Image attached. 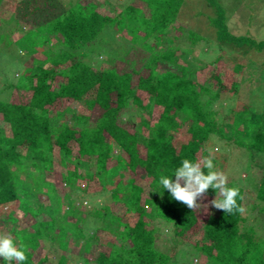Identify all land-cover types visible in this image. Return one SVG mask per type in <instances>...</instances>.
Instances as JSON below:
<instances>
[{
    "label": "trees",
    "instance_id": "obj_1",
    "mask_svg": "<svg viewBox=\"0 0 264 264\" xmlns=\"http://www.w3.org/2000/svg\"><path fill=\"white\" fill-rule=\"evenodd\" d=\"M203 1L212 11L207 21L214 29L217 43L264 50V39L257 40L229 31L225 9L218 0ZM186 3V0H129L118 14L110 17L97 10V1L75 2L60 16L56 12L53 15L50 8L43 9L51 17L32 21L35 27L27 32L25 40H20L26 32L23 33L22 21L17 16H13L12 23L7 26L9 34L0 33V51L2 44L13 43L11 36L18 33L19 50L27 57L22 61L24 71L20 80L11 82L5 79L8 81L0 89V208L5 207L11 213L16 206L27 205L26 201L30 199L35 204L39 203L36 195L40 193L54 196L57 205L52 208L49 221L39 222L42 229H36V236L60 245L67 241L66 234L70 228H74L75 242L81 243L76 255L82 264H93V261L94 264H175L174 248L166 253L156 246L158 229L153 223L155 219L168 224L176 238H182L190 231L192 235L188 243L200 251L209 264H264V248L256 231L260 226L249 223L248 216L240 212L226 214L213 208L200 223L197 217L199 210L192 212L187 206L172 200L168 191H163L159 185V177L170 176L184 159L196 161L206 156L204 143L213 136L238 145L247 144L264 156V123L260 130L256 121L250 127L233 123L229 133L224 134L220 129L221 123L215 118L216 113L208 108L209 102L221 93H236V88L224 80L231 72H240L243 63L236 59L227 62L229 58L215 56L198 68L197 72L204 78L200 82L192 68L181 65L176 71L167 66L184 55L178 46L173 45L180 35L172 33V30L181 28L175 23ZM124 14L131 16L128 18ZM117 20L132 23H129L127 32L121 33L123 38L148 47V54L143 56L146 52L142 53V69H137L135 62L130 63L126 59L129 69L123 72L121 81L118 71L124 61H100L95 66L89 62L94 51L85 50V46L94 43L98 36H106L104 28L108 24L109 27L114 26ZM169 22L173 23L169 25ZM182 31L192 43L202 37L188 28L183 27ZM152 39L157 44L162 43L163 48L152 49L149 46ZM94 55L98 57L102 53ZM158 61L163 65L151 67ZM134 75L136 81L133 85ZM57 77L59 80L55 83ZM140 92L146 94L147 104L143 105ZM6 93V97L3 96ZM129 99L130 105L137 109L151 113L155 109L152 116L155 121L146 124L145 134L138 130L131 133L124 123L119 122V114L129 106ZM72 106L74 110L70 109ZM70 110L74 118H81L82 123L72 125L66 122L64 114ZM52 120L55 127L51 126ZM1 128L6 132L1 133ZM178 133L188 137L175 145L173 141L177 140ZM139 146L144 149L143 156L138 154ZM55 149L60 159L72 158L86 165L80 172L74 165L71 171L60 172L66 188L60 197L66 207L62 216L58 213L62 205L59 196L55 195L56 187L42 178L45 168L52 164L48 156ZM137 168L141 172L138 176ZM90 173H98L97 185L110 187L111 193L114 192L112 198L125 207L121 216L112 215L109 222L106 220L107 223L118 222L115 231L110 224L98 227V230H110L116 238V245L111 244L107 252L98 251L93 261L88 256L92 252L94 233H83L80 227L83 225L78 219L71 223L67 221L72 211L71 190H83V187L76 188V182L79 179L87 181ZM126 175L128 179L124 182L122 179ZM239 191L242 197L240 188ZM254 197L262 202L259 209L254 205L248 208L243 198L238 197L237 202L245 210H256L262 217L264 166ZM148 206L153 207V214L149 216L145 212ZM28 210L31 211L30 208ZM134 211L138 218L132 222ZM92 212V219L104 220L101 210ZM28 228L14 222L8 233L14 243L18 241L26 249L28 260L25 264L46 263L48 255H43L40 260L34 259L35 250L29 244L39 239L27 237ZM197 235L202 238L197 239ZM69 259L61 253L55 260L49 258L48 261L51 264H75ZM0 264H5L3 259Z\"/></svg>",
    "mask_w": 264,
    "mask_h": 264
},
{
    "label": "rangeland",
    "instance_id": "obj_2",
    "mask_svg": "<svg viewBox=\"0 0 264 264\" xmlns=\"http://www.w3.org/2000/svg\"><path fill=\"white\" fill-rule=\"evenodd\" d=\"M90 1H93L98 4V11L102 14L108 16H114L120 12L125 4L129 3V0H1L0 1V33H8V24H11L12 17L17 16L20 18L22 23L23 34L22 39L19 38L18 33L13 34L11 37L14 40L13 43L9 45L2 44V51H0V89L4 87L6 81L17 82L22 77L24 68L22 66V61L24 58H27L18 47L17 39L25 40L27 32L34 28L32 21L49 18L51 14L43 12V9H52L53 15L57 13L58 16L66 13V9L69 5L77 2L80 4H86ZM186 5L180 11L175 25L178 27L181 25V28L172 30V33L180 35L176 39L173 45L178 46L179 52H183L184 55L177 59L176 62H169L167 66L173 70L178 71L181 65L188 68L196 70V80L202 81L204 78L200 72H197L199 67H202L208 64L215 56H222L223 58H229L227 62H233L236 59L238 62L243 63V67L240 72H231L227 78L224 80L227 84H232L236 88V93L232 94L230 92H223L219 95L218 98H210L208 108L213 110L216 113L215 118L221 123L220 129L224 134L229 133L230 127L233 123H238L241 126L250 127L253 125L254 121L257 123V129L260 130L264 123V50L256 51L249 48L247 45H242L240 47L235 46L231 43H217L215 41V32L213 27H211L207 21V16H212L211 9L205 5L203 0H186ZM222 7L225 9L226 23L228 29L233 34H246L250 37L256 38L257 40L264 39V0H218ZM64 10V11H63ZM46 11V10H44ZM56 12V13H55ZM201 12V14H199ZM125 15V14H124ZM46 16V17H44ZM125 16H131L126 14ZM120 18V15L118 16ZM115 22L114 26L109 27L107 25L104 30H106V36H98L97 39L91 43H88L85 46V50L89 49L90 51L100 52L102 55L96 56L93 54L89 57V62L93 65L98 66L100 61H106V63L127 61L130 63L135 62L137 69H142V55L146 56L148 53V47H142L137 43L129 41L128 38H123V31L127 32L131 21ZM25 23V24H23ZM169 22L168 24H172ZM134 24V22H133ZM168 25V26H169ZM188 28L202 36L198 41L192 43L187 39L185 31H182V28ZM18 28V27H17ZM103 30V31H104ZM101 32V34L103 33ZM110 33V34H109ZM122 33V34H121ZM11 37H8L10 40ZM206 37V38H204ZM100 39V40H99ZM2 41H4L2 39ZM20 41V42H21ZM98 41V42H97ZM97 42V43H96ZM149 46H152V49H162V43L157 44L153 39L149 41ZM24 48V47H22ZM55 48H58L55 47ZM53 48V50L55 49ZM42 49V48H41ZM92 49V50H91ZM95 49V50H94ZM57 50V49H56ZM146 52V53H143ZM106 52V53H104ZM143 53V54H142ZM22 54V55H21ZM104 54L107 56L105 57ZM128 61V62H129ZM160 63V64H159ZM163 62L158 61V63L151 64V67L159 68L162 66ZM129 66L127 62L123 63L118 71L119 80H122L123 72L128 70ZM144 72V71H143ZM136 76L134 75L132 84H135ZM188 78V77H187ZM8 79V80H5ZM59 78H56V82ZM2 94H0L1 96ZM7 93L3 96L6 97ZM139 97L142 99L143 105L147 104L146 94L140 92ZM206 97H204L205 99ZM119 114V122L125 125L129 132L133 133L138 130L140 133H147L146 124L148 122H154L155 119V109L154 111H144L135 108L130 105ZM64 104L68 102L64 101ZM241 105V107H240ZM71 106V105H70ZM69 106V107H70ZM240 107V108H239ZM75 107H71V110H74ZM70 113L64 114V119L68 124H80L82 123L81 118L72 116V111ZM71 122L69 123V121ZM1 126V123H0ZM51 126L55 127V121H51ZM2 129V128H1ZM6 130L2 129L1 133H5ZM187 135L176 134V139L173 143L180 144L187 139ZM248 143V142H246ZM204 149L209 155L211 151L214 156L213 164L215 170L222 171L228 176V185L232 187L240 188L243 192L242 198L246 202L248 208H251L252 205L255 206V209H259L262 202L257 201L254 195L258 188V183L262 176L263 166H264V156L260 152H256L255 149L246 145L234 144L232 141L226 142L225 140L213 136L204 143ZM55 149L48 158L52 161V164L49 165L46 170L43 171L42 178L50 183L52 186L56 187L57 192L55 195L62 197L66 188L62 179L60 178V172H65L66 170L71 171L74 166L79 168V172L85 169V163L81 161H73L71 159H66V161L59 158ZM138 154L143 156L144 149L139 146ZM74 165V166H73ZM30 168L28 172H30ZM136 175L140 174V169H136ZM98 173L94 175L92 173L88 174L86 179L90 181L88 184L85 183V180H77L76 188H82L83 190H71L72 196V211L69 219L67 221L75 222L76 219L79 220L80 225L82 224L83 233L92 234L94 233V239L92 240V252L88 256L90 261L94 260L96 253L98 251L107 252L110 249L111 244L116 245V238L114 235H111L107 228L104 230H98V227L108 226L114 229L117 225V221L107 223V219L111 216H121V212L124 210L123 203L119 202L117 199L112 198L110 187L101 188L97 185L96 177ZM127 176V175H126ZM135 175H129L132 178ZM142 176V174H141ZM125 177V176H124ZM128 179V176L122 180L125 182ZM113 186V185H112ZM25 187V185H24ZM85 188V189H84ZM82 191V192H81ZM211 192L207 193V196L202 204H208V202L215 197V191L210 190ZM61 199V198H60ZM36 200L39 203H34L30 199L27 205H18L13 211L9 213L8 209L3 207L0 208V233H8L9 228L13 225L14 222L22 226H27L28 234L27 237H35L36 229H42L39 225L41 221H49L52 208L55 207L56 198L54 196H49L46 194L36 195ZM64 200L61 199L60 204L62 205L58 211L60 216L63 212L65 213L66 207L63 205ZM32 202V203H31ZM28 208L31 209L28 210ZM39 208V210H38ZM41 209V211H40ZM94 209L101 210L103 212V218H94L91 217V212ZM213 207L209 206L203 210H199L197 217L200 220V223H203L207 213L212 211ZM40 211V212H39ZM33 212V213H31ZM147 216L153 214V207L148 206L145 209ZM93 213V212H92ZM31 214H35L33 217ZM242 215L248 216V222L251 224H256V230L260 234V243L264 248V214L261 217L256 210L250 212L245 210ZM94 217V216H93ZM261 217V218H260ZM138 214L136 211L133 212L132 222L136 221ZM84 220V221H83ZM65 221V220H63ZM154 225L158 229V235L156 238V246L163 252L169 253L171 248L175 249L176 255L173 257L175 264H209L208 260L204 258L202 253L195 248H193L190 243H188L191 233L188 231L185 233L182 238L174 237V234L171 231V227L161 221L160 219H155L153 221ZM32 224V226H31ZM30 225V226H29ZM71 225L68 227L70 228ZM70 232L66 234L67 241L62 244L51 243L44 241L42 238L39 239L33 245L29 244V247L33 248L34 259L40 260L43 255H48L50 260H55L58 254L64 253L70 259V262L75 264H82L79 260V257L76 255L77 251L80 250V244L76 243L75 235L76 233L74 228H70ZM72 230H74L72 232ZM43 231V230H42ZM44 232V231H43ZM10 234V232L8 233ZM197 239L202 238L197 235ZM19 242L16 241V244ZM27 243V242H26ZM18 246H20L18 244ZM48 258V260H49ZM2 260V258H0ZM42 264H51L50 261ZM173 262V261H172ZM94 264V261H93ZM173 264V263H169Z\"/></svg>",
    "mask_w": 264,
    "mask_h": 264
},
{
    "label": "clouds",
    "instance_id": "obj_3",
    "mask_svg": "<svg viewBox=\"0 0 264 264\" xmlns=\"http://www.w3.org/2000/svg\"><path fill=\"white\" fill-rule=\"evenodd\" d=\"M213 160L211 151L196 161L184 159L170 176L159 177V185L163 191H168L172 200L187 206L192 212L207 210L211 206L226 214L243 213L245 209L237 202L238 197L242 199L239 188L228 186V176L215 170ZM209 189L215 191V198L208 204H202ZM160 194L163 196V192ZM0 258L5 264H25L28 260L26 249L18 247L8 233H0Z\"/></svg>",
    "mask_w": 264,
    "mask_h": 264
}]
</instances>
